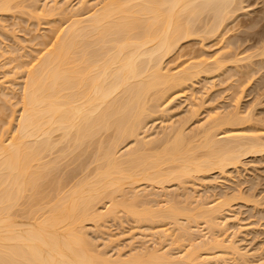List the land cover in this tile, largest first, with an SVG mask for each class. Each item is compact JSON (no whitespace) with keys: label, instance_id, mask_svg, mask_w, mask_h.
Returning <instances> with one entry per match:
<instances>
[{"label":"bare ground","instance_id":"bare-ground-1","mask_svg":"<svg viewBox=\"0 0 264 264\" xmlns=\"http://www.w3.org/2000/svg\"><path fill=\"white\" fill-rule=\"evenodd\" d=\"M15 1L17 0H0V13L13 10L16 6L13 4ZM38 1L40 0H30L25 7L38 14ZM100 1H97V5L99 2L102 4L94 7L95 10L93 9L91 14L88 11V15L87 6L85 14H82L84 10L82 12L77 10L85 6L84 1L80 2L81 6H76L79 7L77 9L73 7L74 5L70 7L74 8L69 10L72 12V16L68 19L70 22L68 21L69 23L59 31L54 41L48 40L51 43L47 42V46L43 47V51L41 50V55L35 58L34 64L31 63L32 65L27 69L23 68V72L20 69L18 74L22 73V76L19 75V78L16 77L18 75L16 69V71L13 68V70H6L8 79L1 83L4 85L8 82L10 87L14 88L19 85L21 96L17 105L12 103L15 107L19 106L18 115L14 117V121L13 116L17 112L14 111L12 116L15 124L9 121L13 125L9 127L8 123L7 126L11 128L9 133L7 131L9 128L4 126L5 129L3 128L2 131L7 132L0 131L2 132L0 134V264H174L177 260L183 261V259L184 263L190 262L189 264L193 262L195 264L218 262L219 264L220 261L212 256L214 252L209 255L204 251L201 255V251L200 254L199 246L202 247L204 242L199 238L205 239L207 244L212 238L211 245L222 243L219 242L220 235L217 233L221 234L222 230H226L223 224L228 226L227 220L232 219L233 216L228 219L225 216L223 221L217 220L220 216H224L222 214L228 212L226 211L228 195L226 197V194L221 195L215 202H210L206 197L208 200L200 203V199L202 202L206 200L203 199L205 192L202 198L195 200L197 197L193 196L194 191L191 192L193 195H190L189 190V195L186 194L183 201L178 198L181 195H177L175 199L173 198L175 196L170 194V197L166 193L164 198L168 201H164L161 205L162 203H156L158 198L155 199V197L156 204L153 203L150 193L148 195L152 201L147 198L148 195L146 199H142L145 196H140L145 193L143 186L139 197V193L134 192L136 189L132 186L143 182L148 188L150 185L151 187L159 186L162 192L166 184L175 183L179 186L184 179L193 178V174L198 175L214 170L224 173L225 168L240 165L244 155L264 152V141L259 139L260 136L258 138L256 135L254 137L239 132L240 134L231 133V135L223 136L224 138H216L212 129L214 128L215 131V128L223 125L225 121L232 126L235 122L239 123L240 118L237 112L232 113L234 115L231 118L216 117V121L214 118L210 124L208 123L210 125L208 129L213 126L209 129L212 134L203 126L204 131H202L200 127L201 131H199L203 134L205 132L204 141L198 130L197 136L196 133L194 135L196 138L199 137V140L192 136L193 133L188 136L177 124L179 128L171 132V135L170 130L177 128L176 125L172 127H170L171 124L167 125L168 128L165 129L167 132L161 133L160 137L146 135L149 131V119L160 110V101L165 94L167 95V90L184 87L183 85L189 82L191 84L195 78L205 72H214L213 74H217L218 71L224 72L225 64L229 66L231 61L233 64L245 59L235 58L237 56H234L235 52L234 55L231 54L234 56H231L233 59L229 57L232 60L228 59L230 55L224 57L229 61L223 57L220 59L226 53L223 52L214 60H208L209 62L206 61L207 58L201 60L194 57L195 62L191 59L193 62L189 65L185 64L184 68L180 66L181 69H177L175 73L164 67V59L172 53L175 55L178 46L184 41L199 37L201 42H205L207 38L221 35L220 31L233 20L234 14L242 10L244 7L242 3L245 0ZM68 2L72 3L71 0ZM62 4L64 3L60 6L54 4L53 10L50 8V11H47L50 14H52L51 11L66 14L67 12L64 11L68 6L64 7ZM44 16L47 15L44 14ZM40 17L39 19L43 18ZM241 43L242 41L240 45L243 44ZM202 45L203 43L200 44ZM262 47L260 55L257 54L258 50L255 51L257 56H264V46ZM253 54L254 52L251 56ZM17 65L14 66L19 69L21 66ZM231 66L233 65L229 67ZM12 71L14 73H11ZM17 79H21L20 82ZM3 91H0L1 94ZM10 106L13 107V105ZM6 107L8 108L7 105ZM214 116L209 118L213 119ZM3 122L6 123V120ZM175 123L172 122V124ZM165 134H167L166 138ZM161 137L164 138H162L163 141H160ZM197 141L200 143L197 144ZM130 142L135 143L134 147L129 144L133 148L130 146L129 149L128 146L129 150H122ZM200 150L202 155L199 153ZM197 153L200 155L198 156ZM200 176L198 175L199 179L202 178ZM125 185H129L130 189L126 190ZM163 187L164 190H162ZM154 190L157 191V189ZM168 196L169 198H166ZM125 197L129 199H124ZM160 197L163 201V196ZM101 203L103 210L98 206ZM119 209L135 217L137 221H144L145 224L167 221L169 222L167 225L171 224L172 227L174 224V228L179 227L177 229L179 238L184 236L186 240L189 236L186 240L188 246V251L185 252L186 257H182V253L180 257L178 254V256L175 255L176 258L173 257L174 254L171 255L172 252L168 250V247L164 250L165 252H161L164 249L162 247V250L158 252L157 249L149 248V251L145 247L142 251L139 246L140 250L133 248L136 252L140 251L139 254L129 250L131 253L126 254L128 257L124 256L127 258L121 259L122 253L117 251L118 257L114 258L115 253L110 256L111 253L108 254L107 249L111 247L109 245H112L113 237L110 238L109 245L107 241L104 242L108 246L102 245L103 249L101 247L100 249L96 240L94 243L95 238L90 232L93 228H90L88 224H98L100 220L113 217ZM181 217H184L186 224ZM199 219L202 224L205 223L204 226L213 235H209L208 231L206 235L207 229L200 225L201 223L199 224ZM198 225L201 228L203 226L204 230L197 229ZM174 228L172 227V231ZM88 229L90 231H87ZM179 229L182 231L179 232ZM167 230V233L164 230L163 233L159 232L163 235L161 236L164 242L165 240L167 242L166 237L168 233L170 234V229L167 228ZM192 230L195 232V237L192 236ZM196 231H204V233L197 234ZM156 233L149 235L155 236ZM146 235L141 237L145 239ZM153 236L151 240L155 239ZM134 238L131 244H134L136 239L139 240ZM129 239L131 242V237ZM137 243H140V240ZM229 243L228 246L223 244L225 248L222 244L218 247L221 246L226 249V252L229 250L235 254L240 251L231 243V240ZM216 245L213 247L215 248ZM116 248L113 249L116 250ZM238 253L240 255L243 252ZM218 255L217 258H219ZM224 261L220 263L224 264ZM261 264L264 263L261 262Z\"/></svg>","mask_w":264,"mask_h":264},{"label":"rangeland","instance_id":"rangeland-1","mask_svg":"<svg viewBox=\"0 0 264 264\" xmlns=\"http://www.w3.org/2000/svg\"><path fill=\"white\" fill-rule=\"evenodd\" d=\"M28 1L30 2V0H28ZM28 1L27 0H17V1H15V3H13L14 5H16L13 8V10L11 9L9 11H4V12L0 13V84L8 79V77H7L8 71H6V70H10L13 68L14 70L15 69L17 70V71L15 70V71L18 74V72H20L21 70H22L21 72H23L24 69H27L32 64H34V62L36 61L35 58H37V56L41 55V53L43 51L42 49H44L47 46V42H48V44L51 43L52 42L51 40H53L54 37L59 34V31L70 22L68 20L70 18V16H72V12L69 11L70 9L79 8L76 6H81L80 2L84 1L87 5L84 4L85 6L83 8L80 7L77 10H79V11L81 10V12L84 10L82 12V14L87 11L86 13L88 15V11H89V14H91L93 12L92 11L93 9L95 10V8L98 5L102 4V3L100 4V2H102L100 0H99L100 2L98 3V5H97L98 0H71L72 3L68 2L70 0H43V1L40 0V1H38L39 6L37 5V8L39 7V9L37 10L39 13L37 14V12H35L34 10L31 11L28 7H25V5L27 3H29ZM55 2L58 3L59 5L56 4ZM66 2H68V4H70L71 6H69L68 4L65 5ZM61 3H64V4H62V5H64V7L68 6V8L64 11L65 13L66 12L67 13L64 14L62 12V14H61V12L59 13L57 11V13L59 14V15H57V13H55L54 11H51L52 14L53 13L54 14L53 15L50 14L49 9L52 8L51 10H53L52 5L55 4V5L60 6ZM95 3H96V5H94ZM17 4H19L18 7H17ZM20 4H22V5H20ZM242 4H243L242 6H244V7H242V10H239L237 12V14L236 13L234 14L233 17L235 19L232 17L233 20L229 21L228 25L226 24L227 26L225 25V27H224L225 29L223 28V30L220 31L221 35L218 34V36L215 35V36H213V38L210 37L211 39L207 38L208 40H205V42H201L199 37L190 38L189 40L184 41L183 43H181L182 45L180 44L182 47H180V45L178 46L179 48H177L178 51L176 50L177 53L175 52V55H174V53H172L171 54L172 56L169 55V57L167 56V58L164 59L165 60L164 61L165 66L164 67L165 68L167 67L168 71L170 69V70H172L173 73H175L177 71V69L178 70H179V68L181 69L180 66L183 67V66H185V64L188 63V65H189V63L193 62L192 60H194V57L197 59H201V60H203L204 58H207L206 61L209 62V61H212V59L214 60L215 57L217 58L218 54H220L219 56H221L223 52H226V53H224L221 56V58L219 57L220 59H222V57H223V59H225L224 57L225 56L227 57L228 55H230V56H228V59H230L236 55L237 56L235 58H245V59L241 60L240 62H237V63L235 62L233 64L231 63L232 61L229 62L230 65H233L231 67H229L230 65L228 66L225 64L227 70H225L226 68H224L225 67L224 66L223 67L224 70L222 68V70L224 72H222V71L217 72L216 71L217 74H213L214 72H205V73H202L203 75L200 74L198 76V78H195L194 79L195 82L193 81V83H191V84L189 82L188 84L183 85L184 87L180 86V87L173 88L172 90H167L168 93L165 92V93H167V95L166 94H165V96L162 95L164 97H162L163 98L161 100L162 102L160 101V103L162 105L160 104L161 108L158 111L159 113L157 112L156 115L152 116L149 119V124H148V128H149L148 130L149 131L146 133V135H151V136L155 135V136L160 137L163 133H165V131L167 130L166 128H168V126L170 124H171L170 127L177 124L182 128V130L183 129L185 130V133H187L188 136L191 135V133H193L192 136H195L194 135L195 133L197 136V133H199L201 131L200 127L203 126L207 130L208 129L207 127L210 126L209 124L212 122V120H214V118H215V121L217 120V118H222V117L224 118V116H229V118H231V116L233 117V115H234L232 113L237 112L240 119L237 117V115H236V118H237V120L238 119L240 120L239 123L235 122L236 124L234 123L235 125L233 124V126H232L231 123L226 124V121H225V122H223L224 123L223 125H219L217 127L215 126L216 127L215 131H214V128L212 129L213 133L215 132L214 135H216V138L217 137L222 138L223 136H226V134L227 135H231V133L240 134L242 132L243 134H245V135L248 134L249 136L250 135L251 136L256 135L258 138L260 136L261 138H259V139L264 141V67H262V66H264V56L263 55L261 57L259 56L261 49H263L262 46H264V43H263L264 42V0H247V1L245 0V2ZM72 6L74 8H70ZM86 6L88 9L85 11ZM47 10H49V11H47ZM43 12L47 16H44ZM81 12H78V13H81ZM33 14H35V15H33ZM87 15H85V16H87ZM40 16L41 17L44 16V17L41 18ZM37 17H38V19H37ZM39 17L41 19H39ZM196 38H198V39H196ZM48 40H50L51 42H49ZM241 41L243 43V44L241 43L242 45H240ZM201 43H203V45H202L203 47L205 46L204 48H202V46H200ZM260 46H261V48H260ZM235 48H237V49L235 50ZM257 48H259L260 50ZM228 49H229V52H228ZM257 50H258V52H257ZM255 51L257 52V54H259L258 56L256 55ZM203 52H205V53H203ZM234 52H235V55L233 54ZM253 52H254L255 56H254V54L251 56V53H253ZM184 53H185V55H184ZM231 54L234 56H232ZM177 55H178V58H177ZM247 56H251V58L253 56L254 57H253V59H251L250 57L246 58ZM9 59L11 61H9ZM228 59H227V61H229ZM232 59H230V60H232ZM261 60H263V61H261ZM194 62H195V60H194ZM23 63H25V64L23 65ZM226 63H228V62H226ZM7 64H8V66H7ZM17 64H19L21 67L22 66L23 67L22 68L19 67V69H17L15 67ZM251 64H253L252 67H251ZM19 65H17V66H19ZM176 67H178V68H176ZM220 72H222V73L220 74ZM11 73H14V72L12 71ZM11 73H10V75L12 76ZM19 75L21 77L22 73L18 74L16 77L19 78ZM9 79H11V78H9ZM20 80L21 79H19V80L17 79L18 82H20ZM11 87H13V86H11ZM11 87H10V84H8V82L4 85L1 84V87H0V88H2V89H0V91L4 90L2 94L0 92V131H2L4 127L9 128L11 125L10 122L13 123V121L15 120L14 117L18 115L17 110H18L19 106L15 107V105H17L18 104L17 102H19V100H20L21 95H19V94H21V89L19 90V88H20L19 85H16L15 88L14 87L11 88ZM13 89H14V91H13ZM6 90H8V91H6ZM7 98L10 100V102ZM5 99H7V100H5ZM12 103H14L15 105ZM3 105H5V107ZM6 105L8 106V108L6 107ZM10 105H13V107ZM2 106L4 107V109ZM11 108H12V110H11ZM163 109H165L166 111H164ZM14 111H16L17 113L13 116V113H15ZM162 111H163V113H161ZM12 116H13V121H12ZM212 116H214L213 119L209 118ZM154 119H155V121H154ZM4 120H6V123L3 122ZM208 120L209 121L211 120V121L209 122ZM171 121L174 123L176 122V123L172 124ZM179 121H180L181 125H180V123H177ZM221 121H222V119H221ZM8 123H9V127L7 126ZM219 123H221V122H219ZM14 124H15V122L13 123V125ZM214 124H216V123H214ZM13 125H11V127ZM184 125H185V127H184ZM217 125H218V123H217ZM179 126H177V128L175 127V129L172 131L170 130L169 134L171 135L173 133V131H175L176 129L179 128ZM203 127H202V131H204ZM212 127L213 126H211V128ZM211 128H209V129H211ZM10 129L11 128H9V130L7 129L8 133L10 132ZM163 129H164V131H163ZM209 129L207 131L212 134V132H210ZM197 130L198 131L200 130V131L198 132ZM4 131H2V132L3 133L7 132V131H5V132ZM168 132H169V130H168ZM199 135H200V137L203 136L202 139L204 141L205 132H204V134H203V132H200ZM166 136H167V134H165V138H166ZM196 136H195V138H196ZM256 136H254V137H256ZM149 138H150V136H149ZM162 138L163 137H161L160 141L162 140ZM198 138H196V139L199 140ZM196 139H194V140L196 141ZM160 141L158 142L159 145L161 143ZM200 141H202L201 138H200ZM200 141H197V144L200 143ZM129 144H131L134 147L135 143L134 144H133V142L128 143L126 145V147L125 146L123 147L122 150H126V151L129 150L132 147ZM195 144H196V142H195ZM128 146H129V149H128ZM200 152H202V150H200L199 153ZM200 154L197 153L198 156ZM241 160H242L241 161L242 163H240V165L233 166V167L229 166V167L225 168L224 173H223V171L221 173L218 170H214V171L206 172L203 174H198L199 176L201 175L200 176V178L202 177L201 179H199L197 174H195V175L193 174V178L188 177L189 179L188 178L184 179L186 182L184 180L182 181L183 183L180 184L181 187H180V185L179 186L175 185V183L174 184L172 183L169 185L166 184V185H168V187L166 185L164 187H165V190H166V188H167V190L165 191L164 187L162 189V190H164L162 192H164L163 194H165V195L160 194L159 196H157L159 193H162V192H161V189L159 186H156L153 184L152 185L154 186V188H152L153 186L151 187V185L150 186L148 185L150 187V188H148L147 184H145V183L143 184V182L136 183V185L133 184L132 187H133V189H136L134 192L139 193L138 194V197H139V195L142 193L141 190L143 189L142 188V186H143L145 193L143 192L144 194H142L140 196H143V195H145V196L142 199H146V196L148 195V193H150L149 194L150 198L153 197L152 198L153 203L156 204L159 202V203H162L161 205L164 204L163 203L164 201H166V200L168 201V199L165 200V198H164V196H166V193H168L167 195H169L170 197H171V195L175 196V197H173L175 199H176L177 195H181L180 197H178V196L177 197L181 198V200L183 201V199H185V197H186V194H188L189 190H190L189 191L190 195L193 193L194 195L193 194L192 195L197 197V198H195V200L198 199L199 197L202 198V196L205 192L203 199H206V200H204L202 202V199H200L201 202L198 201L200 203H204L205 201L208 200V198H209L210 202H212V201L215 202L221 197V195L224 196L226 194L225 197L228 195L229 202H228V205L226 206L227 208H229V209L226 208V211H228V212L227 213L225 212L224 214H222V215H224V216H222L224 218H222L220 216L219 217L220 219H218L217 221H219V220L223 221L222 219H225L226 217H227L226 219L231 218V216H233V217H232V219L227 220V222L229 224L228 226L223 224V227L226 230H222V232H221L222 235L220 234V232L217 233V235H220V236H218L220 240L219 239L218 240H219V242L220 241L222 242L221 243L222 246H223V244H225V246L227 244V246H228V244H230L229 242L231 240V243L234 244V246H237L238 247L237 249L240 250L238 252H241V253L243 252L242 254H244V253H247V254H244L242 256V254L239 255L238 252L236 254L229 252V250H228V252H226L225 251L226 249H224L225 248L224 246H223L224 248L221 246L219 248L218 246L221 244L216 245V243H214L216 245V247L214 248L213 246H215V245L214 244L211 245V243H210V240L212 239L210 236H207L208 238L209 237L211 238L210 240H208L206 238L208 240V244L206 243L205 239L203 240V239L199 238V240H202V242H204L202 244L203 248L201 247V245L199 246L201 249L200 254H201V251H202L201 255H203L204 251H206V253H208L209 255L214 252L212 254V256H214L215 260L222 262V260L224 261V259H225L224 264H226V263H228V264H241V263H244L245 261H247L246 264L247 263L251 264L252 262H253V264H255V263L258 264L259 262H260L259 264H261V262L264 263V152H261V154L260 153L246 154V156L244 155L241 158ZM192 184L195 186V188ZM134 186H139L140 188H137V187L134 188ZM125 188H126V190H128V189H130V186L125 185ZM146 188H147V190H145ZM154 189H157V191H155ZM140 191H141V193H140ZM192 191H194V192H192ZM127 192H130V191H127ZM131 192H133V191H131ZM153 192H156V193L159 192V193L153 194ZM197 193H199L200 195L202 194V195L198 196V195H196ZM131 194L132 193H130V195ZM130 195H128V196H130ZM149 195L147 196V198H149ZM160 196H163L162 197L163 201L161 200ZM169 196L166 198H169ZM193 196H192V198H193ZM127 197H125L124 199H129ZM154 197H155V199L158 198L156 200L157 201L156 203L154 202L155 201ZM206 197H208V198H206ZM120 198L121 197H119V199ZM192 198H190V199L193 201ZM230 198H233L232 199L233 201ZM138 199L140 200V198H138ZM142 199H141V202H142ZM143 201H146V200H143ZM150 201H152V200L150 199ZM196 203L197 202H195V204ZM207 203H209V202H207ZM101 205H103V204L101 203L98 206H100V208L103 210V207ZM194 206H196V205H194ZM105 209L106 208L104 207V210ZM116 211H117V213L115 214L116 217L113 216L114 217L113 218L110 216L109 218H105L103 220H100L98 222V224L93 223L94 226H93V224H91V225L88 224V226H91L90 228H93V229L89 228L91 231L89 229L87 230V231L91 232V235L95 239L93 237H90V238L92 240L94 239V243L96 240V242L99 244L98 245L96 243L99 246V248L101 247L103 249L102 245L103 246L107 245L110 242V240L112 239V243L110 242L112 245H109L110 243L108 244L111 247L110 248L104 247V248L108 249V254L109 253L112 254V255L109 254L110 256H113L115 253L114 258L118 257L117 255L119 253L117 251H119V252L121 251L120 252V253H122V256H120V257H122L121 259H123V258L126 259L129 255V253H131V252H129V250L132 252L133 251L136 252L135 250L136 249L140 250V247H141L142 251H143V247H145L146 249L148 248L147 250H149V251H150V249L151 250L157 249L158 252H160L162 250L161 249V247H162L164 249L161 252H165L164 250L167 249V247H168V250L169 251L171 250L170 252H172L171 255L174 254L173 257L176 258V256H178V255L180 257L181 256L180 253H182V257L183 256L186 257L185 252L188 251V248H187L188 246H187L186 240H188L189 236L187 237L186 240L184 239L185 238L184 236H182L183 238H179L180 235L179 236L177 235V234H179L177 231V229L179 227L176 228L177 227L176 225H175L176 226L175 228L173 226L174 224L172 225V227L174 228L172 231L171 224L167 225L169 223V222L167 223V221H166V223H165V221H163V222H160V223L158 222V223H154V224H151V222L150 223L147 222L148 224H145L144 221L143 222L141 221L142 222L141 223L140 221H137L135 217L131 216L128 213L126 214L125 212L121 211L120 209L116 210ZM228 216H230V217H228ZM181 218H182L181 220L184 221V223L186 224V222H185L186 220L184 219V217H181ZM196 219H198V218H196ZM199 220H200V222L198 220L197 221L200 224L202 221H201V219H199ZM224 222H225V220H224ZM227 222H226V224H227ZM184 223H182V224H184ZM142 225H144V226H142ZM200 225L204 226L205 223L204 224L201 223ZM200 225H198L199 227H196V228L197 229L201 228ZM88 226H87V228H88ZM203 226H202V228H203ZM167 228L170 229L169 230L170 234L168 233V236L167 235H164V236L165 237L167 236L166 239L168 238L167 242H169V243H167L166 240H165V242L162 241L163 235L159 233V232H162L163 230H164V232L167 233L168 232ZM196 228H194V229L196 230ZM202 228H201V230H202ZM204 228H206V226H204ZM204 228H203V230H204ZM165 229L167 231H165ZM206 229H205L206 235L208 232H209V235L210 234L213 235L212 233H210L211 231H208V228H206ZM174 230H175V232H174ZM176 231H177V233H176ZM180 231H182V230L179 229V232ZM90 232H88V235L90 234ZM154 232L155 233L157 232L158 234L156 233V235L153 236ZM193 232H191L193 234L192 236L195 237V235H194L195 232L194 233ZM201 232L196 231L197 234L198 233L201 234ZM143 233L145 235L146 234L149 235L150 233L151 234L153 233V235H149V236L146 235L147 238L145 236V239H144L141 237V236L144 237ZM191 233L189 234L190 236H191ZM202 233H204V231ZM91 235H89V236H91ZM132 235L133 236L135 235L134 237L138 238L140 240V243H137V242H139V240L136 239L135 242H133L134 244H131L133 239H135ZM139 236H140V238H139ZM151 236L155 237V239L152 238L153 240H151L150 239ZM197 236L198 235H196V237ZM111 237H113V238H111ZM130 237H131V239L133 237L131 242L129 239ZM160 237H161V239H160ZM222 238H223L224 242H223ZM113 239L115 240V242ZM141 239L143 240V242ZM226 240H227V242H226ZM106 241H107V244L104 243ZM197 241H198V238H197ZM128 242H130V243H128ZM127 243L130 245H128ZM141 243L143 244V246H141L142 245ZM205 243H206V247H204ZM144 244H146L147 247ZM116 246L118 248H116ZM127 246H129V247H127ZM199 247H198L197 251L199 250ZM113 248H116V250ZM133 248H136V249H133ZM179 248L181 250H179ZM216 248H217V250H216ZM107 249H105V251H107ZM109 249H111V250H109ZM117 249H120V250H117ZM121 249H123V250H121ZM220 250H223L225 252H223V251L221 252ZM116 252L118 254H116ZM139 252L140 251H138L136 253L139 254ZM225 253L226 254L230 253L231 255L229 254L230 256L229 255L226 256ZM126 254H128V255H126ZM198 255H199V253H198ZM217 255L219 258L216 257ZM124 256H127V257H124ZM221 257H224V258H221ZM229 257H231V258H229ZM227 258H228V261H227ZM241 258H242V260H241ZM177 259H182V258H177ZM215 260L213 259L214 262H217ZM180 261L182 263H184L183 262L184 259H183V261L177 260V263H174V264H182ZM220 262H219V264H222ZM186 263L189 264L190 262L189 263L185 262L184 264H186ZM158 264H161V263H158ZM216 264H218V262Z\"/></svg>","mask_w":264,"mask_h":264}]
</instances>
